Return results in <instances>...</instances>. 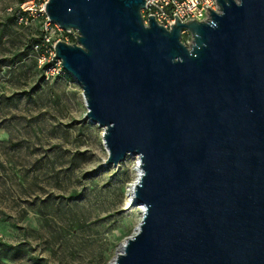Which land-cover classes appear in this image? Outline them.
<instances>
[{
    "label": "water",
    "instance_id": "1",
    "mask_svg": "<svg viewBox=\"0 0 264 264\" xmlns=\"http://www.w3.org/2000/svg\"><path fill=\"white\" fill-rule=\"evenodd\" d=\"M165 28L145 0H49L55 55L99 125L104 165L138 157L144 210L111 264H264V0ZM187 30L191 42L181 39Z\"/></svg>",
    "mask_w": 264,
    "mask_h": 264
},
{
    "label": "rangeland",
    "instance_id": "2",
    "mask_svg": "<svg viewBox=\"0 0 264 264\" xmlns=\"http://www.w3.org/2000/svg\"><path fill=\"white\" fill-rule=\"evenodd\" d=\"M17 1L0 0V264H111L141 217L126 204L137 156L104 165L80 85L44 78Z\"/></svg>",
    "mask_w": 264,
    "mask_h": 264
},
{
    "label": "built area",
    "instance_id": "3",
    "mask_svg": "<svg viewBox=\"0 0 264 264\" xmlns=\"http://www.w3.org/2000/svg\"><path fill=\"white\" fill-rule=\"evenodd\" d=\"M49 0H18L12 11L15 20L23 27L36 23L39 34L32 43V52L42 69L45 79H70L72 76L62 67L61 60L55 55V43L64 40L77 43L78 31L75 28L63 29L52 21L46 13V3ZM216 0H145V7L141 9L144 22L149 15H153L156 22L169 28L175 23V15L182 21L203 20L207 18L209 9L217 10ZM175 14V15H174ZM189 33L182 30L181 35ZM77 34V35H76ZM187 39V38H186ZM186 44L191 39L183 41Z\"/></svg>",
    "mask_w": 264,
    "mask_h": 264
},
{
    "label": "bare ground",
    "instance_id": "4",
    "mask_svg": "<svg viewBox=\"0 0 264 264\" xmlns=\"http://www.w3.org/2000/svg\"><path fill=\"white\" fill-rule=\"evenodd\" d=\"M137 159H138V157H137ZM139 172H140V166H139V163H138V160H137V174H136V178H137V175H138ZM136 178H135V180H136ZM135 180L133 181V183L131 184V186L128 189L126 204H127V206H129L132 209L137 208L140 211V215H142V212L144 210V206L141 203L137 204V203L134 202L133 185H134Z\"/></svg>",
    "mask_w": 264,
    "mask_h": 264
},
{
    "label": "trees",
    "instance_id": "5",
    "mask_svg": "<svg viewBox=\"0 0 264 264\" xmlns=\"http://www.w3.org/2000/svg\"><path fill=\"white\" fill-rule=\"evenodd\" d=\"M14 18H15V17H14ZM187 34H188V33H187ZM187 34H184L183 37L186 38V37H187ZM35 40H36V37H35V38L32 40V42H31V46H30V47H31V50H32V43H33V41H35Z\"/></svg>",
    "mask_w": 264,
    "mask_h": 264
}]
</instances>
